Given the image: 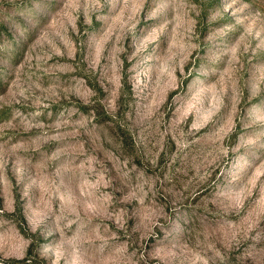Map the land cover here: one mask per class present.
<instances>
[{"label":"rangeland","instance_id":"obj_1","mask_svg":"<svg viewBox=\"0 0 264 264\" xmlns=\"http://www.w3.org/2000/svg\"><path fill=\"white\" fill-rule=\"evenodd\" d=\"M0 264H264V0H0Z\"/></svg>","mask_w":264,"mask_h":264}]
</instances>
